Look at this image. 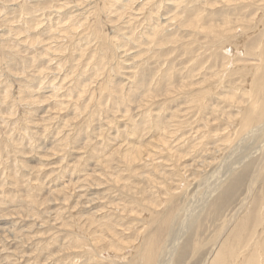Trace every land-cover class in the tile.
<instances>
[{"label":"rangeland","instance_id":"374dc122","mask_svg":"<svg viewBox=\"0 0 264 264\" xmlns=\"http://www.w3.org/2000/svg\"><path fill=\"white\" fill-rule=\"evenodd\" d=\"M152 1L0 0V264H95L93 261L100 256L103 257L104 264L111 258L120 260L106 250L98 252L100 244H103L101 236L107 232L106 228H110L114 237L124 238L125 241L140 238L135 242L136 246H140L136 250L141 247L142 250L147 249L150 244L159 245L158 249L161 250L168 239L166 233L171 223L176 224L175 230L170 228L171 238L174 239L181 225L182 227L189 225L193 212H196L200 205L203 193L218 176L219 171L216 173L213 171L219 167L222 171L225 164L221 159L225 160L229 155L228 148L229 150L233 148L238 142L237 139L252 128L239 126L244 122L249 126H255L264 121V118L259 119L256 113L255 116L252 112L249 114L248 107L244 108V104L246 107L249 101L244 95L248 90L247 86L250 85L247 78L250 77L252 68L249 70V67L255 63L257 56L250 51L249 46L253 47L255 37L258 38L259 33L264 30V0H256L254 5L247 9L241 6L250 0H228L229 5L224 0H220L221 2L203 0V3L202 0ZM205 1H208L207 4ZM199 10H202L203 18L208 20L207 15L209 17V22L205 24L214 22L221 25L227 15L231 14L227 18L229 20L227 23L228 28L231 26L232 28L221 32L217 37L192 31L184 21L200 13ZM240 17L244 18L243 21L238 20ZM156 28L159 29V33L155 34L154 38L159 41L156 45L147 43L146 36L152 35L149 29ZM92 29L103 35L100 34L101 37H98ZM218 37L219 39H215ZM127 38L130 40H126ZM173 39L174 41H170ZM194 41L197 44L195 46ZM179 46L183 48L188 46V50L185 48L181 50L182 47ZM213 47L216 48L215 51ZM175 53L178 56H175ZM236 65L238 67L235 70ZM232 69L234 71H231ZM243 69L245 71H242ZM162 75H169V81ZM223 76H229L231 82L226 80L225 83L223 80L226 77ZM194 80L198 83L194 84ZM185 82H188L187 85ZM184 84L186 87H182ZM244 84L246 86L243 87ZM232 86L235 88L230 89ZM103 87L106 90H103ZM221 87L227 90L222 92ZM78 89L82 91L79 92ZM207 89L217 97H201L200 101L198 98L195 101L190 100L192 96L199 95ZM182 90L187 92L182 93ZM155 91L157 95H152ZM170 92L174 94L171 95ZM230 92L234 93L237 99V107L225 102L224 97ZM200 103L207 106L203 104L199 106ZM195 118L199 119L200 123L196 122ZM236 130L239 131V135H235ZM218 134L222 139L220 135L219 140L216 138ZM226 135L230 136L229 141H226L228 138ZM162 138L169 144L158 147L160 143L156 142ZM194 140L198 141L197 144ZM184 143L186 147L183 146ZM137 146L146 149L149 146L150 149L147 150L148 154L139 160L138 164L136 163L137 165L130 167L125 160L123 161L122 155L131 147H134L131 149L134 151ZM150 161L152 165L156 164L154 168ZM175 162L177 163L174 164ZM201 162L204 163L203 166ZM175 172H178V175ZM211 173L213 176L207 180ZM140 174H150L149 181L142 179ZM248 177L245 179L246 182ZM263 187L264 183L260 182L254 185L253 193L250 195L253 202L250 201L252 203L248 209L246 208L247 212L251 213L247 218V224L242 223L241 228L235 232L236 235L228 234L231 227L223 236L224 238L228 234L227 237L231 239L230 252L238 258L228 260L229 264H236L238 262L236 260L243 254L250 255L255 247L257 249L258 245L255 246L252 240L248 241L246 246L248 236L253 230L263 235L264 239V230L254 229L253 226L254 214L259 203L262 202L264 205ZM141 205H146L149 209L140 207ZM228 205L218 209L211 204L201 221L198 234L189 236L192 245L182 257L183 260H180V264H202V258L205 259L208 252L215 248L213 244L218 233L224 229L222 225L228 217L234 215V204ZM246 210L242 213L237 212L236 219L240 221L245 218ZM72 214L77 220H72ZM113 226L114 229L111 228ZM235 236L237 237L233 238ZM79 238L85 246L75 242ZM94 245L99 247H94L93 250ZM260 246V252H263L264 244ZM87 249L88 254H85ZM126 251L130 252V249L117 253ZM214 259L212 263L216 261L215 263L221 264L219 259Z\"/></svg>","mask_w":264,"mask_h":264},{"label":"bare ground","instance_id":"6f19581e","mask_svg":"<svg viewBox=\"0 0 264 264\" xmlns=\"http://www.w3.org/2000/svg\"><path fill=\"white\" fill-rule=\"evenodd\" d=\"M152 1V0H151ZM181 1V0H180ZM182 1H185V0H182ZM198 1V0H197ZM221 1H223V0H221ZM220 0H218V2H221ZM225 2H227V4L229 5V3H228V0H224ZM231 1V0H230ZM232 1H235V0H232ZM240 1V0H239ZM244 1H246V0H244ZM251 1V2H250ZM249 2H244L242 5L243 6H241V8H249L250 6H253L254 5V2H256V0H250ZM161 2V1H160ZM196 2V1H195ZM200 2V1H199ZM206 2H208V1H205V3ZM18 3V2H17ZM134 3V2H133ZM137 3V2H136ZM151 3V2H150ZM152 3H155V2H153L152 1ZM182 3V2H181ZM185 3V2H184ZM189 3V2H188ZM202 3H203V0H202ZM235 3V2H234ZM234 3H232V4H234ZM237 3V2H236ZM183 4V3H182ZM201 4V3H200ZM207 4V3H206ZM211 4V3H210ZM209 4V5H210ZM215 5H216V3H214ZM231 4V3H230ZM231 4V5H232ZM21 5H23V4H21ZM20 5V6H21ZM131 5V4H130ZM148 5H150L149 3H148ZM185 5H187L186 3H185ZM202 5V4H201ZM223 5H224V7L226 6L224 3H223ZM227 5V6H228ZM184 6V5H183ZM235 6V5H234ZM260 6H263V5H260ZM1 7V6H0ZM4 7H6V6H4ZM22 7V6H21ZM179 7V6H178ZM207 7V6H206ZM222 8L221 9H223V6H221ZM233 7V6H232ZM236 7H237V5H236ZM240 6H239V4H238V8H239ZM258 7H259V5H258ZM264 7V6H263ZM129 8H131V7H129ZM227 8H229V7H227ZM237 8V9H238ZM261 8V7H260ZM79 9V8H78ZM219 8H217V10H218ZM240 9V8H239ZM246 9H245V11H246ZM262 9V8H261ZM215 10V12H216V9H214ZM224 10H225V8H224ZM223 10V11H224ZM244 10V9H243ZM20 11V10H19ZM200 11V10H199ZM204 11H205V9H204ZM203 11V12H204ZM213 11V10H212ZM250 11V10H249ZM90 12V11H89ZM146 12V11H145ZM227 12V11H226ZM229 12V11H228ZM244 12V11H243ZM248 12V11H247ZM95 13V12H94ZM224 14H225V11L223 12ZM90 14V13H89ZM191 15V14H190ZM189 15V16H190ZM220 15V14H219ZM229 15H231V14H229ZM229 15H227L228 17H229ZM239 16H240V14H238ZM262 16H263V12H262V14H261ZM152 16V15H151ZM79 17V16H78ZM206 17V16H205ZM228 17H226V20L224 21V23H222L221 25H216L214 22L212 23V22H210L209 24H205V22H209V17H208V15H207V18H208V20L206 19V18H203V15H202V10L200 11V13H197L193 18H191V19H187V21H184L185 22V24L186 25H188V26H190L191 27V30L192 31H194V32H201V33H205V34H213L214 36H216L217 37V35H219L221 32H224V31H229L230 30V28H232V26L230 27V28H228L229 27V24L227 23L229 20H227V18ZM256 17V16H255ZM122 18V17H121ZM219 18V17H218ZM223 18V17H222ZM241 18V17H240ZM95 19V18H94ZM153 19V18H152ZM243 19L244 18H241V19H238L239 21H243ZM183 20H185V19H183ZM232 20H234V19H232ZM238 20H237V22H238ZM181 21V20H180ZM179 21V22H180ZM84 22V21H83ZM159 22V21H158ZM183 22V23H184ZM72 23V22H71ZM77 23V22H76ZM82 23V22H81ZM87 23H89V22H87ZM181 23H182V21H181ZM83 24H85V23H83ZM161 25H162V23H160ZM178 24H180V23H178ZM71 25V24H70ZM88 24H86V26H87ZM182 24H180V26H181ZM66 26V25H65ZM64 26V27H65ZM84 26V25H83ZM149 26V25H148ZM182 26H184V24L182 25ZM240 26V25H239ZM253 26V25H252ZM255 26V25H254ZM68 27H69V25H68ZM91 27V26H90ZM89 27V28H90ZM155 27V26H154ZM184 27H187V26H184ZM85 28V27H84ZM255 28V27H254ZM253 28V29H254ZM68 29V28H67ZM70 29V28H69ZM77 29H78V27H77ZM86 29V28H85ZM85 29H83V31L85 30ZM190 29V28H189ZM244 29V28H243ZM55 30V29H54ZM57 30V29H56ZM76 30V29H75ZM93 30V33L95 34V35H97L98 37H101L100 36V34H102V33H100L99 34V32L97 31V30H95V29H92ZM248 30V29H247ZM80 31V30H79ZM90 31V30H89ZM88 31V32H89ZM148 31V30H147ZM149 31H152V35H150L149 36V34H148V36H146V34H145V36L147 37V39L146 38H144V39H146V41H147V43H149V44H153V45H156V43L159 41V40H157V39H155L154 38V35L155 34H157L158 35V33H159V29L158 28H156V30H150L149 29ZM65 32V31H64ZM64 32H62V33H64ZM71 32V31H70ZM133 31H131V33H132ZM161 32V31H160ZM231 32V31H230ZM238 32V31H237ZM243 32V31H242ZM256 32V31H255ZM262 32V33H261ZM260 33H259V35H258V38H256L255 37V39L254 38H252V39H254L255 41L254 42H252L253 44V47L252 46H249V48H251V52L253 53V54H255V55H257L256 57H255V63L254 64H252V66L251 67H249V70L251 69V75H250V77H249V75H248V77L249 78H247L248 80H249V82H250V85L249 86H247V88H248V90L246 91V92H244V95L247 97L246 99L247 100H249L248 101V105L245 107V105L246 104H244V108H246L247 109V107L249 108V114L252 112V114L255 116V114L254 113H256L257 114V116H259V119H262V118H264V30L263 31H261ZM56 33H58V31H56L55 32V34ZM74 33V32H73ZM77 33V32H76ZM80 33V32H79ZM85 33V32H84ZM149 33V32H148ZM236 33V32H235ZM251 33H253V32H251ZM127 34V33H126ZM135 34V33H134ZM225 34H226V32H225ZM243 34H244V32H243ZM248 34V33H247ZM57 35V34H56ZM103 35V34H102ZM136 35V34H135ZM142 35V34H141ZM189 35V34H188ZM232 35V34H231ZM231 35H229V36H231ZM237 35V34H236ZM239 35V34H238ZM237 35V36H238ZM252 35V34H251ZM110 36V35H109ZM128 36H131V35H128ZM133 36V35H132ZM142 36H144V34L142 35ZM244 36V35H243ZM242 36V37H243ZM245 36L247 37V35L245 34ZM56 37V36H55ZM91 37V36H90ZM104 37V36H103ZM111 37V36H110ZM193 37V36H192ZM197 37V36H196ZM203 37V36H202ZM207 37V36H206ZM220 37V36H219ZM219 37L218 38H215V39H219ZM235 37V36H234ZM234 37H232V38H234ZM252 37V36H251ZM72 38V37H71ZM105 38V37H104ZM107 38H108V35H107ZM124 38H125V36H124ZM138 38V37H137ZM143 38V37H142ZM175 38V37H174ZM198 38V37H197ZM196 38V39H197ZM221 38H223V37H221ZM249 38V37H248ZM99 39V38H98ZM111 39H112V37H111ZM141 39V38H140ZM195 39V40H196ZM205 39V38H204ZM204 39H203V43H204ZM214 39V40H215ZM223 39H225V38H223ZM231 39V38H230ZM240 39H241V37H240ZM116 40V39H115ZM126 40H130V39H126ZM142 40V39H141ZM207 40V39H206ZM225 40H227V39H225ZM233 40V39H232ZM32 41V40H31ZM36 41V40H35ZM40 41V40H39ZM100 41V40H99ZM102 41V40H101ZM104 41H107V40H104ZM112 41H114V39L112 40ZM140 41V40H139ZM170 41H174V39L173 40H170ZM190 41V40H189ZM208 41V40H207ZM229 41V40H228ZM238 41V40H237ZM248 41V40H247ZM37 42V41H36ZM41 42V41H40ZM96 42V41H95ZM103 42V41H102ZM118 42V41H117ZM162 42H163V40H162ZM178 42V41H177ZM186 42V41H185ZM199 42V41H198ZM197 42V43H198ZM200 42H202V41H200ZM211 42V41H210ZM231 42V41H230ZM230 42H229V44H230ZM240 42V41H239ZM243 42V41H242ZM28 43V42H27ZM99 43V42H98ZM101 43V42H100ZM107 43V42H106ZM106 43H103V44H106ZM113 43V42H112ZM115 43V42H114ZM113 43V44H114ZM130 43H131V41H130ZM133 43V42H132ZM136 43V42H135ZM172 43V42H171ZM180 43V42H179ZM183 43V42H182ZM187 43V42H186ZM194 43H195V41H194ZM209 43V42H208ZM219 43H220V41H219ZM224 43H226L225 41H224ZM110 43H108V45H109ZM112 44V45H113ZM115 44H117V43H115ZM120 44V43H119ZM119 44H117V45H119ZM181 44V43H180ZM188 44V43H187ZM221 44H222V41H221ZM228 44V45H229ZM245 44V43H244ZM116 45V46H117ZM160 44H158V46H159ZM161 45H163V44H161ZM171 45V44H170ZM169 45V46H170ZM174 45V44H173ZM173 45H172V47H173ZM189 45V44H188ZM195 45H197L196 43L194 44V46ZM200 45V44H199ZM206 45V44H205ZM204 45V48L206 47ZM211 45H212V43H211ZM220 45V44H219ZM242 45V44H241ZM98 46V45H97ZM101 46V45H100ZM110 47H112L111 45H109ZM109 46H107V47H109ZM141 46V45H140ZM151 46V45H150ZM150 46H148V48H150ZM177 46V45H176ZM184 46V45H183ZM190 46V45H189ZM193 46V47H194ZM214 46V45H213ZM221 46V45H220ZM227 46V45H226ZM231 46H232V44H231ZM103 47H106V46H103ZM109 47V48H110ZM178 47V46H177ZM182 47V46H181ZM180 46H179V48H181ZM236 47V46H235ZM99 48V47H98ZM101 48H102V46H101ZM121 48V47H120ZM141 48V47H140ZM147 48V49H148ZM176 48V47H175ZM185 48V47H184ZM184 48L182 47V49L181 50H184ZM209 49H210V47H208ZM214 48V47H213ZM219 48V47H218ZM243 48V47H242ZM242 48H240V49H242ZM51 49V48H50ZM97 49V48H96ZM171 49V48H170ZM206 49V48H205ZM215 49L216 48H214L213 50L215 51ZM222 49V48H221ZM237 49H239L238 47H237ZM236 49V50H237ZM246 49V48H245ZM59 50H60V48H59ZM100 50V49H99ZM104 50V49H103ZM150 50V49H149ZM155 50V49H154ZM153 50V51H154ZM158 50H160V49H158ZM168 50H169V48H168ZM173 50H176V49H173ZM185 50H188V46H186V48H185ZM197 50V49H196ZM235 50V49H234ZM235 50V51H236ZM243 50V49H242ZM246 50H248V49H246ZM50 51V50H49ZM92 51V50H91ZM90 51V52H91ZM101 51V50H100ZM152 50H150V52H151ZM177 52H179V50H176ZM194 51V50H193ZM218 51V50H217ZM52 52V51H51ZM110 52V51H109ZM169 52V51H168ZM168 52H167V54H168ZM175 52V51H174ZM190 51H188V53H189ZM171 53H172V51H171ZM183 53H185V51L183 52ZM187 53V52H186ZM205 53V52H204ZM203 53V54H204ZM208 53V52H207ZM236 53V52H235ZM243 53H244V50H243ZM251 53V54H252ZM159 54V53H158ZM206 54V53H205ZM218 54V53H217ZM96 55V54H95ZM100 55V54H99ZM105 55V54H104ZM109 55H110V53H109ZM178 56V54L177 53H175V56ZM180 55H181V53H180ZM234 55H236V54H234ZM237 55H238V53H237ZM191 56V55H190ZM198 56V55H197ZM196 56V57H197ZM200 56H201V54H200ZM230 56V55H229ZM243 56V55H242ZM247 56V55H246ZM251 56V55H250ZM102 57H103V55H102ZM112 57V56H111ZM166 57H168V56H166ZM193 57V56H192ZM195 57V58H196ZM240 57H241V55H240ZM97 58V57H96ZM116 58V57H115ZM147 58H148V55H147ZM154 58V57H153ZM158 58H159V56H158ZM175 58V57H174ZM198 58H201V57H198ZM205 58V57H204ZM228 58V57H227ZM93 59V58H92ZM98 59V58H97ZM107 60H108V58H106ZM113 59V58H112ZM140 59V58H139ZM163 59V58H162ZM169 58H167V60H168ZM171 59H172V57H171ZM244 59V58H243ZM141 60V59H140ZM148 60V59H147ZM191 60V59H190ZM197 60V59H196ZM230 60V59H229ZM231 60H232V58H231ZM99 61V60H98ZM104 61V60H103ZM143 61H144V59H143ZM165 61V60H164ZM163 61V62H164ZM169 61V60H168ZM168 61H166L165 63L166 64H168L167 62ZM202 61V60H201ZM245 61V60H244ZM250 61V60H249ZM180 62V61H179ZM191 62V61H190ZM224 62V61H223ZM230 62V61H229ZM246 62V61H245ZM257 62V63H256ZM118 63V62H117ZM123 63V62H122ZM192 63V62H191ZM190 63V64H191ZM202 63V62H201ZM87 64V63H86ZM159 64V63H158ZM194 64V63H193ZM231 64V63H230ZM229 64V65H230ZM114 66H115V64H113ZM160 65V64H159ZM233 65H234V63H233ZM103 66V65H102ZM118 66V65H117ZM139 66V65H138ZM188 66V65H187ZM191 66V65H190ZM250 66V65H249ZM92 67V66H91ZM140 67V66H139ZM237 65L235 66V70L237 69ZM166 68H168V66H166ZM187 67H185V69H186ZM203 68V67H202ZM209 68V67H208ZM223 68V67H222ZM232 68V67H231ZM234 68V67H233ZM240 68H242V67H240ZM239 68V69H240ZM248 68V67H247ZM89 68H87V70H88ZM91 69V68H90ZM113 69H116V68H113ZM121 69V68H120ZM169 69V68H168ZM173 69V68H172ZM195 69V68H194ZM205 69V68H204ZM227 69H228V67H227ZM246 69V68H245ZM138 70V69H137ZM140 70V69H139ZM166 70V69H165ZM179 70V69H178ZM226 70V69H225ZM121 71V70H120ZM161 71V70H160ZM188 71H190L189 69H188ZM192 71V70H191ZM190 71V72H191ZM231 71H234V69H232ZM242 71H245L244 69L242 70ZM241 71V72H242ZM118 72V71H117ZM141 72V71H140ZM156 72V71H155ZM196 72H197V70H196ZM217 72V71H216ZM229 72V71H228ZM111 73V72H110ZM119 73V72H118ZM117 73V74H118ZM225 73V72H224ZM223 73V74H224ZM230 73V72H229ZM228 73V74H229ZM239 73V72H238ZM134 74H135V72H134ZM164 74V73H163ZM170 74V73H169ZM173 74V73H172ZM172 74H171V77H172ZM189 74V73H188ZM227 74V73H226ZM232 74V73H231ZM240 74V73H239ZM97 75V74H96ZM107 75V74H106ZM132 75V74H131ZM141 75V74H140ZM143 75H145V74H143ZM196 75H198V74H196ZM195 75V76H196ZM199 75L201 76V77H203L200 73H199ZM247 75V74H246ZM164 78H165V80H166V78H167V80H168V77H169V75L168 76H165V75H162ZM175 76V75H174ZM173 76V77H174ZM192 76V75H191ZM220 76H221V74H220ZM237 76V75H236ZM245 76V75H244ZM243 76V77H244ZM74 77V76H73ZM140 77V76H139ZM138 77V78H139ZM170 77V78H171ZM186 77V76H185ZM222 77V76H221ZM223 77H226V78H224V82L226 83V80L228 81V82H231L230 81V79L231 78H229V76H223ZM245 77H247V76H245ZM244 77V78H245ZM75 78V77H74ZM110 78H111V76H110ZM150 78V77H149ZM175 78V77H174ZM191 78H193V76L191 77ZM213 78H215V77H213ZM242 78V77H241ZM107 79H109V78H106V80ZM159 79H160V77H159ZM176 79V78H175ZM186 79V78H185ZM219 80H220V78H218ZM218 79H216L217 81H219ZM112 80V79H111ZM110 80V81H111ZM148 80V79H147ZM196 80H198V79H196ZM196 80H194V84H195V82H196ZM204 80V79H203ZM213 80H215V79H213ZM130 81L133 83V81H132V79H131V77H130ZM139 81V80H138ZM144 81V80H143ZM142 81V82H143ZM169 81V80H168ZM186 81V80H185ZM188 81V80H187ZM199 81H200V79H199ZM208 81V80H207ZM107 82V81H106ZM130 82V83H131ZM141 82V83H142ZM149 82V81H148ZM161 82V81H160ZM176 82V81H175ZM175 82L173 83V84H175ZM190 82V81H189ZM201 82V81H200ZM206 82V81H205ZM216 82V81H215ZM214 82V83H215ZM220 82V81H219ZM138 83V82H137ZM157 83H158V81H157ZM172 83V82H171ZM186 83V82H185ZM188 83V82H187ZM187 83H186V85H187ZM196 83H198V82H196ZM74 84H77L76 82H74ZM108 84H109V82H108ZM220 84V83H219ZM222 84V83H221ZM224 84V83H223ZM236 84V83H235ZM247 84H248V82H247ZM104 85V84H103ZM109 85H111V84H109ZM209 85V84H208ZM225 85V84H224ZM232 85V84H231ZM239 85H240V83H239ZM76 86V85H75ZM74 86V87H75ZM81 86H83V85H81ZM168 86V85H167ZM174 86V85H173ZM180 86H182V85H180ZM199 86V85H198ZM197 86V87H198ZM228 86V85H227ZM244 86H246L245 84L243 85V87ZM74 87H73V89H74ZM79 87V86H78ZM106 87V86H105ZM172 87V86H171ZM176 87V86H175ZM182 87H186L185 86V84L182 86ZM220 87V86H219ZM224 87H226V85L224 86ZM240 87H242V86H240ZM242 87V88H243ZM104 88V87H103ZM180 88V87H179ZM190 88V87H189ZM188 88V89H189ZM201 88V87H200ZM229 88V87H228ZM233 88H235L234 86H232V87H230V89H233ZM76 89H77V87H76ZM81 89V88H80ZM83 89V88H82ZM107 89H108V87H107ZM145 89V88H144ZM162 90H163V88H161ZM177 89V88H176ZM182 88H180V90H181ZM186 89V88H185ZM211 89V88H210ZM210 89L208 90H206V91H204V92H200L199 93V95H194V96H192V99H190V100H196L197 98H198V101H200L201 100V97L202 98H207V97H212V96H214L213 95V93H212V91H210ZM221 91L223 92V91H225V90H227L226 88H225V90H223L224 88L223 87H221ZM239 89V88H238ZM79 90V89H78ZM77 90V91H78ZM103 90H106V88H104ZM135 90V89H134ZM162 90H160V91H162ZM179 89H177V91H178ZM191 90H193V89H191ZM195 90V89H194ZM239 90H243V91H245V89H239ZM80 91H82V90H79V92ZM85 91V90H84ZM108 91V90H107ZM110 91V90H109ZM176 91V92H177ZM183 92L182 93H184V91L185 90H182ZM214 91V90H213ZM146 92V91H145ZM151 92V91H150ZM157 91H155V93L154 92H152V95L153 94H156L157 95V93H156ZM185 92H187V91H185ZM171 93V95H172V93L173 92H170ZM169 93V94H170ZM216 93V92H215ZM239 93V92H238ZM241 93V92H240ZM77 94H79V93H77ZM83 94H85V93H83ZM165 94V93H164ZM174 94V93H173ZM177 94V93H176ZM191 94V93H190ZM221 94V93H220ZM82 95V94H81ZM80 95V96H81ZM112 95V94H111ZM166 95H167V93H166ZM182 95V94H181ZM181 95L179 96V98L181 99ZM222 95V94H221ZM95 96V95H94ZM149 96V95H148ZM174 96V95H173ZM172 96V97H173ZM187 96V95H186ZM150 97H154V96H150ZM170 97V96H169ZM183 97V96H182ZM214 97H217V96H214ZM213 97V98H214ZM145 98V97H144ZM168 98V97H167ZM171 98V97H170ZM174 98V97H173ZM225 98V102L226 103H228V104H230V105H234L235 107H237V99H236V97L234 96V93H232V92H230V94H228V96L227 97H224ZM93 99V98H92ZM148 99H149V97H148ZM161 99V98H160ZM165 99H166V97H165ZM146 100V99H145ZM151 100V99H150ZM162 100H163V98H162ZM178 100V99H177ZM206 100V102H207V99H205ZM127 101V100H126ZM146 101H149V100H146ZM168 101V100H167ZM241 101V100H240ZM145 102V101H144ZM173 102V101H172ZM191 102V101H190ZM202 102V101H201ZM204 102V101H203ZM243 102V101H242ZM168 103V102H167ZM214 103V102H213ZM62 104V103H61ZM163 104V103H162ZM189 104V103H188ZM203 104V103H202ZM202 104L200 103L199 104V106H202ZM240 104V103H239ZM159 105V104H158ZM192 105V104H191ZM204 106H205V103L203 104ZM86 106H87V104H86ZM207 106V105H206ZM205 106V107H206ZM212 106V105H211ZM211 106H209V107H211ZM225 107H226V105H224ZM187 107H189V106H187ZM195 107V106H194ZM209 107L207 108V109H209ZM75 108H76V106H75ZM192 108V107H191ZM230 108V107H229ZM234 108V107H233ZM226 109V108H225ZM236 109V108H235ZM196 110V109H195ZM210 110H212V109H210ZM215 110V109H214ZM150 111V110H149ZM191 111V110H190ZM189 111V112H190ZM200 111V110H199ZM198 111V112H199ZM218 111V110H217ZM241 111V110H240ZM179 111H177V113H178ZM188 112V113H189ZM194 112V111H193ZM222 112V111H221ZM224 112V111H223ZM149 113V112H148ZM151 114V113H150ZM218 114H220V113H218ZM222 114V113H221ZM191 115V114H190ZM208 115V114H207ZM207 115H204V116H207ZM147 116H148V114H147ZM194 116V115H193ZM201 116H203V115H201ZM200 116V117H201ZM227 116V115H226ZM151 118H152V114H151V116H150ZM155 117V116H154ZM209 117H211V116H209ZM202 118V117H201ZM205 118V117H204ZM212 118V117H211ZM211 118H210V120H211ZM218 118V117H217ZM216 118V119H217ZM238 118V117H237ZM236 118V119H237ZM241 118V117H240ZM243 118V117H242ZM149 119V118H148ZM168 119V118H167ZM189 119V118H188ZM197 118H195V120H196ZM227 119V118H226ZM225 119V120H226ZM152 120V119H151ZM200 120H202V119H200ZM204 120V119H203ZM230 120V119H229ZM233 120H234V118H233ZM199 121V119H197V121L196 122H198ZM213 121V120H212ZM232 121V120H231ZM240 121V120H239ZM241 121H242V119H241ZM154 122V121H153ZM152 122V123H153ZM173 122V121H172ZM175 122H177V121H175ZM184 122H186V121H184ZM219 122V121H218ZM237 122H238V120H237ZM198 123H200V122H198ZM223 123V122H222ZM221 123V124H222ZM232 123V122H231ZM239 123V122H238ZM251 123V122H250ZM170 124H172V123H170ZM190 124V123H189ZM212 124V123H211ZM215 123L213 122V124H212V127H213V125H214ZM233 124V123H232ZM232 124H231V126H232ZM191 126H192V124H190ZM189 125V126H190ZM197 125V124H196ZM203 125V124H202ZM209 125V124H208ZM152 126H153V124H152ZM168 126V125H167ZM172 126H173V124H172ZM171 126V127H172ZM175 126V125H174ZM188 126V125H187ZM204 126V125H203ZM211 126V125H210ZM182 127V126H181ZM194 127V126H193ZM197 127H200V126H197ZM211 127V128H212ZM216 127V126H215ZM239 127H252V128H250L251 130H249L247 133H245V135L244 136H242L240 139H237L238 140V142H237V144L233 147V148H231L230 150H229V148H228V151L230 152L229 153V155L228 156H226V158H225V160H223V159H221L222 161H223V164H225L222 168V171H220V169H221V167H219L218 169H216V170H214L213 171V173L215 172L216 173V171L218 170L219 172H218V176H216V178L214 179V180H212L211 181V183H210V187H208L207 189H206V191L203 193V197H202V199H201V201H200V205L198 206V209H197V211L196 212H193V216H192V219H191V221H190V223H189V225L187 226L186 224L188 223V221L185 223V225L186 226H183L182 227V225H181V227H180V229L177 231V236H176V238H174L173 239V237L171 238V235H170V228L172 229V228H174V230L176 229V224H174V222L173 223H171V225L169 226V230L167 231V233H166V237L168 238L167 239V241H166V243H165V245H163L162 246V249L161 250H159L158 248H159V245H157V246H155V245H152V244H150L149 246H148V248L147 249H145L144 248V250H142V247L139 249V250H136V249H138V247H140V246H136L135 245V242L137 241V239H138V237H136V238H134V239H132L131 241H125L124 240V238H122V239H120V238H116V236L114 237V235H112V233H111V230H110V228L108 229V228H106L107 229V232H105L104 233V235H102L101 236V239H102V243L103 244H100V248H99V250H98V252H101V251H103V250H106L107 251V253H109L110 255H112L114 258H118V259H120V260H114L113 258H111L110 260H107L106 262H107V264H109V263H111V264H180V260L182 259V257H184L185 256V254H186V251H187V249L192 245H190V241H189V236H191V234L193 235V234H195V235H197L198 234V232H199V229H200V225H201V221L203 220V218H204V216H205V214L208 212V210H209V208H210V206H211V204H214L215 206H217L218 207V209H220L219 207H224L225 205H227V204H234V210H233V213H234V215L232 216V217H228V219L226 220V222H225V224L224 225H222L223 227H224V229L222 230V231H220L219 233H218V236H217V239H216V241H215V243L213 244L214 245V249L211 251V252H208V254H207V257L204 259V258H202L201 260H202V264L204 263V264H217V263H215L214 261H213V263H212V260L215 258V259H219V262L221 263V264H226L227 262H228V260H232V258H237V256H235L234 257V255L230 252V248H229V243L231 242V239L229 238V236L227 237V235L228 234H235V232L236 231H238V229L239 228H241V224L243 223L244 225H246L247 224V218H249L250 217V211L249 212H247V210H246V208L248 209L249 207L248 206H250V204L253 202V200H252V196H250L252 193H253V189H254V185H256L257 183H264V121L263 122H261L260 124H257V125H255V126H249L247 123H242ZM162 128V127H161ZM186 128V127H185ZM185 128L183 129V131L185 130ZM214 128V127H213ZM212 128V129H213ZM223 128V127H222ZM225 128V127H224ZM163 129V128H162ZM168 129V128H167ZM171 129V128H170ZM181 129V128H180ZM187 129V128H186ZM193 129V128H192ZM196 129V128H195ZM208 129H210V127L208 128ZM226 129V128H225ZM238 129V128H237ZM243 129V128H242ZM198 130V129H197ZM202 130V129H201ZM205 130V129H204ZM177 131H179V130H177ZM182 131V132H183ZM191 131V130H190ZM194 131V130H193ZM213 131V130H212ZM226 131H228V130H226ZM173 132V131H172ZM180 133H181V131H179ZM225 132V131H224ZM166 133H168L167 131H166ZM174 133V132H173ZM199 133H200V131H199ZM211 133V132H210ZM209 133V134H210ZM197 134H198V132H197ZM196 134V135H197ZM200 134H202V133H200ZM213 134V133H212ZM221 134H222V132H221ZM233 134V133H232ZM203 135V134H202ZM216 135V134H215ZM219 135L220 134H218V136H216V138L218 139V137H219ZM235 135H239V131H235ZM164 136V135H163ZM176 136V135H175ZM179 136H181V135H179ZM198 136H199V134H198ZM197 136V137H198ZM212 136V135H211ZM223 136V135H222ZM225 136V135H224ZM223 136V137H224ZM229 135H226V137H228ZM178 137V136H177ZM176 137V138H177ZM195 137V136H194ZM220 137H221V135H220ZM230 137V136H229ZM229 137L226 139V138H224V140L226 139V141H229ZM236 137V136H235ZM193 138V137H192ZM200 138V137H199ZM198 138V139H199ZM213 138V137H212ZM66 139V138H65ZM178 139V138H177ZM195 139V138H194ZM198 139H196V140H198ZM221 139H222V137H221ZM163 140V141H162ZM216 140V139H215ZM219 140V139H218ZM224 140H222V141H224ZM175 141V140H174ZM182 141H184V140H182ZM186 141V140H185ZM184 141V142H185ZM199 141V140H198ZM198 141H195L194 140V142H196L195 144H197V142ZM210 141V140H209ZM208 141V142H209ZM160 143L159 144V146L158 147H164V146H166L167 145V140H165L164 138H162L161 140H159V141H157L156 142V144L157 143ZM187 142V141H186ZM189 142H190V140H189ZM192 142V141H191ZM201 142V141H200ZM218 142V141H217ZM220 142V141H219ZM175 143V142H174ZM177 143V142H176ZM204 143H206V142H204ZM203 143V144H204ZM227 143V142H226ZM169 144V143H168ZM181 144V143H180ZM187 144V143H186ZM213 144H215V143H213ZM220 144V143H219ZM163 145V146H162ZM172 145V144H171ZM176 145V144H175ZM223 145V144H222ZM226 145H228V144H225V146ZM177 146V145H176ZM182 146V145H181ZM184 147H186L185 146V143H184V145H183ZM190 146H191V144H190ZM147 147V146H146ZM157 147V148H158ZM172 147V146H171ZM183 147V148H184ZM230 147V146H229ZM134 148V147H133ZM133 148L131 147L130 149H127V151H125L124 153H123V155H122V158H123V161L125 160V162L130 166V167H132V166H135L134 164H136L139 160H141V159H143V157L145 156V155H147L148 154V152H147V150L148 149H150L149 148V146H148V148L146 149V148H142V147H138L137 146V148H135L134 149V151H131V149L133 150ZM155 148V146L153 147V149ZM181 148V147H180ZM214 148H216V147H214ZM159 149V148H158ZM163 149V148H162ZM168 150H169V148H167ZM185 149V148H184ZM187 149V148H186ZM196 149H198V148H196ZM211 149V148H210ZM224 149V148H223ZM167 150V151H168ZM171 150H172V148H171ZM181 150H182V148H181ZM217 150V149H216ZM156 151V150H155ZM158 151V150H157ZM164 151V150H163ZM176 151V150H175ZM212 151V150H211ZM210 151V152H211ZM218 151V150H217ZM159 152H160V150H159ZM165 152V151H164ZM163 152V153H164ZM168 152H170V151H168ZM185 152V151H184ZM209 152V153H210ZM153 153H154V151H153ZM161 153V152H160ZM171 153V152H170ZM228 153V152H227ZM155 154V153H154ZM156 154H158V153H156ZM173 154V153H172ZM192 154V153H191ZM219 154H221V153H219ZM150 155V154H149ZM160 155H162V153L160 154ZM160 155H158V156H160ZM169 155V154H168ZM174 155H177L178 156V154H174ZM222 155H225V154H222ZM157 156V157H158ZM163 156V155H162ZM184 156H185V153H184ZM221 156V155H220ZM219 156V157H220ZM151 157H153L152 156V153H151ZM154 157H155V155H154ZM161 157V156H160ZM165 157V156H164ZM172 155H171V159H172ZM222 157V156H221ZM179 158V157H178ZM181 158V157H180ZM149 159H150V157H149ZM170 159V160H171ZM176 159V158H175ZM207 159V158H206ZM205 159V160H206ZM147 160V159H146ZM145 160V161H146ZM154 160V159H153ZM124 162V163H125ZM184 162V161H183ZM208 162V161H207ZM209 162H211V161H209ZM214 162V161H213ZM150 163H151V161H150ZM149 163V164H150ZM154 163V162H153ZM156 163V162H155ZM177 162H175L174 164H176ZM187 163V162H186ZM202 163V162H201ZM138 164V163H137ZM136 164V165H137ZM145 164V163H144ZM170 164V163H169ZM168 164V165H169ZM172 164V163H171ZM173 164V165H174ZM179 164V163H178ZM203 164L204 163H202V166H203ZM230 164H232V165H230ZM142 165V164H141ZM148 165V164H147ZM151 165H152V163H151ZM156 165V164H155ZM155 165H152V168H154L153 166H155ZM198 165V164H197ZM146 166V165H145ZM167 166V165H166ZM141 167H143V166H141ZM187 166H185V168H186ZM191 167V166H190ZM196 167V166H195ZM134 168V167H133ZM157 168V167H156ZM155 168V169H156ZM193 168V167H192ZM132 169V168H131ZM143 169V168H142ZM158 169V168H157ZM156 169V170H157ZM196 169H198V167L196 168ZM252 169V170H251ZM140 170V169H139ZM199 170H200V168H199ZM251 170V171H250ZM161 171V170H160ZM187 171V170H186ZM185 171V172H186ZM149 172V171H148ZM155 172V171H154ZM158 172H159V170H158ZM253 172V173H252ZM135 173V172H134ZM139 173V172H138ZM137 173V174H138ZM175 173H177V175H178V172H175ZM190 173V172H189ZM136 174V173H135ZM157 174V173H156ZM164 174V173H163ZM152 175V174H151ZM153 175H155V174H153ZM250 175V176H249ZM140 176L142 177V179H147L148 181H149V176H150V174H144V175H141L140 174ZM213 176V174L211 173V175L208 177V179L207 180H209L211 177ZM249 176V177H248ZM138 177H139V175H138ZM184 177V176H183ZM189 177H191V176H189ZM246 177H248V180H247V182H246ZM192 178V177H191ZM262 178V179H261ZM141 179V178H140ZM146 181V180H145ZM151 181V180H150ZM156 182V181H155ZM182 182H183V180H182ZM244 182H246L245 183V185H243V183ZM166 184V183H165ZM182 184V183H181ZM241 184H242V186H241ZM156 186V185H155ZM172 186V188H173V185H171ZM182 186V185H181ZM245 186H246V188H245ZM261 186V185H260ZM156 187H158V186H156ZM167 187H168V185H167ZM132 188V187H131ZM169 188V187H168ZM136 189V188H135ZM158 189V188H157ZM165 189V188H164ZM177 190H178V188H176ZM263 189H264V187H263ZM138 191H140V190H138ZM173 192V191H172ZM200 192V191H199ZM202 192V191H201ZM154 193V192H153ZM161 193V192H160ZM256 193V190H255V192H254V194ZM171 194V193H170ZM197 194H198V192H197ZM141 195H143V193L141 194ZM142 197V196H141ZM161 197H162V195H161ZM168 197H169V194H168ZM180 197V196H179ZM188 197V196H187ZM143 198V197H142ZM181 198V197H180ZM134 199V198H133ZM139 200H141V199H139ZM177 200V199H176ZM135 201V200H134ZM138 201V200H137ZM143 201V200H142ZM187 201V200H186ZM185 201V202H186ZM250 201H252V202H250ZM264 201V200H263ZM258 202V201H257ZM137 203V202H136ZM179 203H181V202H179ZM249 203V204H248ZM198 204V203H197ZM228 205V206H229ZM64 206V205H63ZM146 207L147 208V210L149 209L148 208V206H146V205H141L140 207ZM256 207V206H255ZM254 207V208H255ZM233 208V207H232ZM128 209V208H127ZM244 210H246L245 211V214L247 213V216L245 217V218H242L240 221H239V219L237 220L236 219V213L237 212H241L242 213V211H244ZM80 211H82V210H80ZM254 211V210H253ZM252 211V212H253ZM229 212H231V211H229ZM224 214V213H223ZM255 221H254V224H253V226H254V229H263L264 230V205L262 204V202L261 203H259V206H258V208H257V210H256V212H255ZM72 217V220H77V218H74L75 217V215H71ZM130 216H132V215H130ZM130 216H129V218H130ZM136 216V215H135ZM239 216H240V214H239ZM112 217V216H111ZM127 217V216H126ZM213 217V216H212ZM220 217H222V215L220 216ZM253 217V216H252ZM128 218V217H127ZM136 218V217H135ZM140 218V217H139ZM145 218H147V217H145ZM156 218V217H155ZM254 218V217H253ZM142 219H144L143 217H142ZM92 220V219H91ZM145 220V219H144ZM144 220H142V221H144ZM214 220V219H213ZM218 220H220V219H218ZM238 222H237V221ZM244 220H246V221H244ZM88 221V220H87ZM224 221V220H223ZM88 222H90V221H88ZM95 222V221H94ZM252 222V221H251ZM143 223V222H142ZM148 223V222H147ZM89 224H92V223H89ZM108 224H109V222H108ZM251 224V223H250ZM123 225V224H122ZM124 226V225H123ZM122 226V227H123ZM133 226V225H132ZM243 226V225H242ZM118 227V226H117ZM135 227V226H134ZM134 227H132V228H134ZM143 227V226H142ZM232 227V229H231V231L223 238V236H224V234H225V232H227V230H228V228H231ZM245 227V226H244ZM249 227V226H248ZM112 229H114V226L113 227H111ZM161 228V227H160ZM168 228V227H167ZM135 229V228H134ZM144 229V228H143ZM162 229V228H161ZM132 231V230H131ZM134 231V230H133ZM142 231V230H141ZM113 232L114 233H116L115 232V230H113ZM160 232V231H159ZM158 232V233H159ZM164 235H165V233H163ZM162 234V235H163ZM246 234V233H245ZM244 234V235H245ZM258 233H257V231H255V230H253L250 234H249V236H248V240H247V243H246V246L248 245V241H253V243H254V245L256 246V245H258L257 246V249H256V247H255V249H254V251H252L251 253H250V255H246V254H243L242 255V257H240L239 258V260H236V261H238V262H236V264H264V251L263 252H260V245L261 244H264V239H263V235L261 236V235H257ZM156 235V234H155ZM158 235V234H157ZM161 235V236H162ZM236 235V234H235ZM138 236V235H137ZM246 236V235H245ZM119 237V236H118ZM156 237V236H155ZM162 237H164V236H162ZM226 237H227V239H226ZM237 236H235V237H233V238H236ZM259 237H261V238H259ZM126 238V237H125ZM144 238V237H143ZM157 238V237H156ZM192 239H193V237H191ZM147 239V238H146ZM172 239H173V241H172ZM138 240H140V238L138 239ZM142 240V239H141ZM159 240H160V238H159ZM171 240V241H170ZM155 241V240H154ZM153 241V242H154ZM158 241V240H157ZM196 241V240H195ZM75 242L77 243V244H79V245H82L84 242L79 238V239H77V240H75ZM131 243H133V244H131ZM147 243V242H146ZM171 243V244H170ZM109 244H113V246H111V247H109L110 245ZM140 244H142V243H140ZM79 245H76L77 247H79ZM84 245V244H83ZM91 245V244H90ZM145 245V244H144ZM201 245V244H200ZM72 246H73V244H72ZM85 246V245H84ZM232 246V245H231ZM81 247V246H80ZM83 247V246H82ZM94 247H96V248H98L99 246L98 245H94L93 247H92V249L93 250H95V248ZM108 247L110 248V250H111V252L109 251V249H108ZM145 247V246H144ZM240 247V246H239ZM243 247H245V246H243ZM70 248V247H69ZM67 249V248H66ZM124 249H130V252H123V253H121V254H119V253H117L118 251L120 252V250H124ZM88 251H89V249H87L86 250V252H85V250H83L82 252L84 253L85 252V254H88ZM262 251V250H261ZM81 252V251H80ZM93 252V251H92ZM197 252V251H196ZM246 253V252H245ZM75 254V253H74ZM90 254V253H89ZM99 254V253H98ZM248 254V253H247ZM101 254H99V256H100ZM105 255V254H104ZM107 255V254H106ZM93 256H95L94 255V253H93ZM199 256V255H198ZM74 257H76V256H74ZM96 257H98V256H96ZM100 257H101V259H100ZM99 258H96V260H94L93 261V263H95V264H104L103 263V257L102 256H100ZM201 257H202V255H201ZM211 257H212V259H211ZM92 259V258H91ZM122 259H123V261H122ZM125 259V260H124ZM199 260H200V258H198ZM211 259V260H210ZM214 259V260H215ZM238 259V258H237ZM72 260V259H71ZM183 260V259H182ZM191 260V259H190ZM195 260V259H194ZM68 261V260H67ZM119 261H121V263L119 262ZM200 262V261H199ZM227 264H229V263H227ZM233 264V263H232Z\"/></svg>","mask_w":264,"mask_h":264}]
</instances>
